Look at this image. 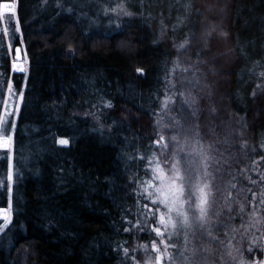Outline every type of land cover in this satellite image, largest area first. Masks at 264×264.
<instances>
[{
  "label": "trees",
  "instance_id": "1",
  "mask_svg": "<svg viewBox=\"0 0 264 264\" xmlns=\"http://www.w3.org/2000/svg\"><path fill=\"white\" fill-rule=\"evenodd\" d=\"M118 3L17 0L20 32L9 38L12 56L18 46L27 63L25 77L11 74L6 36H0V101L9 82L17 90L24 84L11 143L12 223L0 233V264L140 263L138 246L148 241L152 226L140 215L148 201L134 192L138 179H148L147 162L140 157L156 153L155 122L162 117L166 79L178 55L174 45L186 36L198 43L179 54L181 67L195 65L198 52L207 55L204 33L216 29L207 56L211 63L197 66L209 75L215 65L211 102L236 139L256 149L244 157L233 144L238 163L224 152L238 187L245 165L253 179H258L251 170L254 161L264 171V77L259 76L264 71V0H126L133 15L105 14ZM161 21L168 25L164 31ZM257 83L262 87L256 88ZM202 102L204 106L206 100ZM2 108L0 104V117ZM207 123L202 117L205 143L222 140L227 125L215 137L205 135ZM60 139L69 144L60 145ZM217 147L223 150L225 145ZM8 163L7 151L0 150V182L5 186ZM8 203L6 187H0V208ZM128 220L148 227L124 231L132 227ZM173 242L177 247L169 252L179 264L183 237ZM123 248L129 249L128 256Z\"/></svg>",
  "mask_w": 264,
  "mask_h": 264
},
{
  "label": "snow or ice",
  "instance_id": "2",
  "mask_svg": "<svg viewBox=\"0 0 264 264\" xmlns=\"http://www.w3.org/2000/svg\"><path fill=\"white\" fill-rule=\"evenodd\" d=\"M125 4L126 0H119L116 7L106 9L105 14L133 15ZM161 24L162 31L168 28L163 21ZM215 31L216 29L212 28L204 33L202 47L207 51V55L201 56L198 52L195 65L187 64L181 67L179 54H186V50L190 52L191 46L198 43L197 40L186 36L182 42L174 45L178 55L166 79V92L162 100V111L170 114L167 124L164 125L169 132L167 135L160 133L158 139L153 142L160 150L159 155L153 152L151 157H140L147 162L148 167L145 168L144 175H148V179H138V189H134L138 197L142 196L148 201L142 205L140 215L145 221L152 223L149 235L155 233V237L159 238H153L150 245L138 246L146 253H156L155 257L148 256L144 264H163L165 258L170 264H177V256L170 253L169 249L177 247L173 238L178 239L181 236L184 244L178 253L179 264H209L210 261L211 264H264V257L257 258V252L264 253V243L261 242L264 240V171L257 167L259 160L254 161L251 170L257 173L258 179H253L251 175H246L249 168L245 165L239 170L243 179L238 187L232 166L224 157V152H228L233 161L239 162L231 151L233 144L237 145L236 151L244 157L249 155V151L255 152L256 149L249 150L246 140L238 141L232 131H229L230 123L219 116L215 104L211 102V91L204 95L195 94L197 89L203 92L208 87L207 74L197 65L211 63L207 56L211 55L210 41ZM17 32H20L17 0H0V36ZM221 35L226 37L227 33L221 31ZM9 48L11 49V45ZM15 51L18 57L20 49ZM13 70L24 69L14 62ZM209 71L215 74L214 64H211ZM137 72L143 75V69L138 68ZM178 72L182 75H177ZM259 76L264 77V71H261ZM261 87L260 83L256 84V88ZM8 91L12 93L11 85ZM256 94L254 89L252 95ZM18 99L22 100L23 95L19 94ZM202 100L209 101L207 109L199 106ZM0 104L7 107V102L0 101ZM169 104L172 107H169ZM106 106L112 107L110 103ZM18 111L19 108L14 107L11 112L5 111L4 116L0 117V147L10 150L13 140L10 133L15 125L7 117H14ZM173 113L175 115H172ZM177 116L182 117V120ZM202 117L208 121L205 135L219 137L221 133L217 129L227 125L223 129L222 140L217 139L205 145V136L200 132ZM217 119L220 120L219 125L215 123ZM155 123L160 125L161 122L157 120ZM59 143L67 146L69 140L60 139ZM217 144H223L225 148L222 150ZM261 147L264 148V145ZM217 152L220 153L219 158L215 155ZM260 159L264 160V156ZM226 164L227 168L224 167ZM225 177L231 178L225 182ZM14 180L15 174L9 170L7 185L0 182V187H6L9 199L8 207L0 208V221L3 222L0 224V233H4L12 223ZM217 180L221 183L217 184ZM243 180L255 185L260 191L256 192L247 187ZM247 193L252 194L251 199ZM136 202L139 204L140 200ZM238 219L239 224L236 223ZM126 222L132 225L131 228L124 229L127 232L137 228L143 232L148 227L147 223L141 227V222ZM256 232L260 233L259 237L255 235ZM237 234L239 240L236 239ZM233 241H236V244H233ZM245 253L249 254L247 258ZM123 254L128 256L129 249L123 248ZM130 258L135 260L134 256Z\"/></svg>",
  "mask_w": 264,
  "mask_h": 264
},
{
  "label": "rangeland",
  "instance_id": "3",
  "mask_svg": "<svg viewBox=\"0 0 264 264\" xmlns=\"http://www.w3.org/2000/svg\"><path fill=\"white\" fill-rule=\"evenodd\" d=\"M9 45H11V40H10L9 36H6V48L8 50V54L10 56V60L9 61H10V71H11V74H20L23 77H25V75L27 73V63H26V61L23 58H22V61L21 62L20 61L19 62L18 61H15L14 57L12 56V52H11V49L9 48ZM14 62L17 63L18 65H21L24 70L23 71L13 70V63ZM212 75H213V72H211V71H209V75H208V73L206 75V81H207L208 87L210 86L211 90H210V88L208 89V87L206 89H204L203 92H200L197 89L196 90V92L198 91L197 92V95H204L208 91H211V93H213L212 92L213 89H214V92H215V84H211L212 77H213ZM9 85H11V87H12V93H9V91H8ZM8 87H7V90H6V95H5V100H4V102H7V107H4V105H3L2 112H1V117L4 116V112L5 111L11 112L14 107H18L20 109V105H21V102H22V100L18 99V95L19 94H22L23 95L24 84L18 90L13 86L12 82H9L8 83ZM213 98H214V93L212 94V99ZM177 103L179 104V99L177 100ZM208 103H209V101H208ZM203 104L204 103L202 101H200L199 106L200 107H203V108H207L208 105H209V104H207V100H206V103H205L204 106H203ZM169 107H172V105L169 104ZM18 112L16 113V115L14 117H7V119L11 120V122L14 125H15L16 120H17V117H18ZM169 115H170L169 113L163 111L162 117L160 119V122L161 123H160V125H156V126H158L159 134L160 133H164V134L167 135V133L169 132V129L166 128V127H164V125L167 124V122L169 120ZM172 115H175V114L173 113ZM157 120H158V118H157ZM13 131H14V129H13ZM13 131L10 133L12 136H13ZM192 142H194V141H192ZM205 145L207 146V143H205ZM0 150L7 151L8 156H9L8 171H7V175H8L9 170L12 171V149H11V145H10V150L9 149H5L3 147H0ZM156 154L157 155L160 154V150L158 148H156ZM7 183H8V181H7ZM0 222H1V224L3 223L2 221H0ZM147 237L149 239L144 244H148V245H150L151 240L153 238H156L155 237V233H151V235H149V232H148V236ZM156 239H159V238H156ZM175 239H177V238L175 237ZM138 252H139V256H137V257L140 259V263L139 264H144V261L147 259L148 256H152V257H155L156 256V253L155 252L149 251V252L146 253L141 248H139ZM163 264H170V262H169V260L167 258H165Z\"/></svg>",
  "mask_w": 264,
  "mask_h": 264
},
{
  "label": "water",
  "instance_id": "4",
  "mask_svg": "<svg viewBox=\"0 0 264 264\" xmlns=\"http://www.w3.org/2000/svg\"><path fill=\"white\" fill-rule=\"evenodd\" d=\"M17 48H19L18 46L17 47H15V49H17ZM15 49H14V59H15V61H22V53H21V50H20V52H19V56L17 57V54H16V51H15ZM20 49V48H19Z\"/></svg>",
  "mask_w": 264,
  "mask_h": 264
}]
</instances>
